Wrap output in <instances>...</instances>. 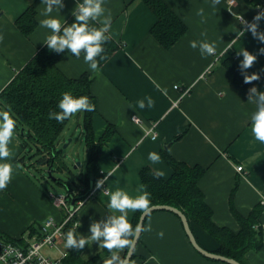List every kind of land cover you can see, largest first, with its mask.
Listing matches in <instances>:
<instances>
[{"label": "crops", "instance_id": "1", "mask_svg": "<svg viewBox=\"0 0 264 264\" xmlns=\"http://www.w3.org/2000/svg\"><path fill=\"white\" fill-rule=\"evenodd\" d=\"M185 25L186 31L170 48H164L150 33L155 22L152 12L141 0H105L104 7L112 14L108 33L121 47L92 72L87 64L70 55L63 56L57 66L70 79L87 73L92 79L90 90L97 108L92 117V131L97 141L107 126L115 131L101 147L97 169L105 176L113 168L116 172L105 182L106 189L117 187L131 196L142 191L139 172L148 168L163 180L173 173L162 157L165 151L175 161L204 170L198 186L210 208L211 220L217 227L238 232L236 216L248 218L257 213L254 227L260 226L264 242V144L255 140L251 132L250 114L255 106L233 84L222 65L229 56L240 64L238 51L243 47L253 54L264 47L250 32L236 36L240 29L238 17L251 22L264 0H221L215 9L211 0H162ZM64 7L52 16L67 21L72 16L76 0H62ZM82 2V0H81ZM36 12V29L23 35L15 25L16 19L28 8ZM41 0H0V92L45 44L49 30L40 27ZM203 8L206 22H201L197 11ZM264 31V20L260 22ZM207 39L217 43L213 56L202 58L199 50L189 42ZM237 38V39H236ZM235 40L233 48L221 54L227 43ZM264 55H258L254 66L247 71L261 72ZM179 88H174V86ZM187 91L184 96L182 92ZM153 99L154 107H138L139 100ZM177 102L176 105L174 103ZM138 117L141 123L132 121ZM155 123L157 136L152 139L146 131ZM168 148L165 149V146ZM15 152L11 163L14 172L7 188L0 191V233L9 239L29 242L48 218L63 221L64 212L54 206L50 198L39 190L26 172L15 164L20 154L19 143L13 138L9 146ZM157 152L161 161L153 164L148 155ZM119 165V167H117ZM242 166V171H236ZM92 187V186H91ZM109 198L98 191L84 201L76 217L78 234L89 235L93 221L106 219ZM135 213H129L132 223ZM152 231H142L140 241L129 264H227L207 259L197 253L186 237L180 220L167 211H155L144 222ZM162 231L163 237L157 233ZM199 245L207 251L218 247L216 240L203 228L192 226ZM102 249L97 243L85 246L82 260L97 256ZM65 241L59 237L53 246L41 249L44 256L58 259L67 253ZM123 256V253H121ZM110 256V255H109ZM109 256L99 259L98 264ZM246 264H264V243L259 250L245 255Z\"/></svg>", "mask_w": 264, "mask_h": 264}, {"label": "trees", "instance_id": "2", "mask_svg": "<svg viewBox=\"0 0 264 264\" xmlns=\"http://www.w3.org/2000/svg\"><path fill=\"white\" fill-rule=\"evenodd\" d=\"M141 1L155 17V22L150 28L152 36L164 48L172 47L185 33V25L162 0ZM74 19L72 15L66 22L71 24ZM15 25L23 35L31 34L37 27L35 9L28 7L16 19ZM120 47V44L110 38L104 45V55L107 59L100 61L99 67ZM65 55L75 57L67 52L50 51L46 45L39 49L33 58L1 90L0 112H9L16 121L15 132L20 138L21 153L15 158V163L23 164L24 157L32 161L37 155L38 158L35 159V162L41 167L49 169L52 174L54 170L61 172L65 168L62 161V150L58 149L57 146L63 140V132L71 119L58 123L54 119H49L50 111H59L58 102L64 92H70L76 97L87 96L95 105L94 111L77 114L81 118V134L84 137L89 155L87 174L76 177L72 181L73 187H70L67 193L68 202L73 205L78 199H82L89 192L91 186L102 176L97 169L98 155L101 147L110 139L115 129L108 125L103 135L95 141L92 131V117L96 112L97 101L90 90L92 79L87 73H83L75 79L67 78L57 66L59 60ZM222 65L230 74L236 88L247 97L248 89L253 85L258 90L264 91V71L260 72L261 79L259 81L253 82V84H245L239 65L233 56L226 58ZM162 157L173 170L172 175L167 180H163L148 168L139 172L142 189L150 193L152 206L168 205L179 209L186 216L191 230L192 226L196 225L206 230L216 240L218 247L211 252L232 258L240 264H246V253L250 250H259L264 243L262 242L260 226L254 227L257 213L253 212L254 214L248 218L236 216L240 225L238 232H233L225 227H217L211 220L212 212L205 203L204 195L198 186L204 170L198 166L189 167L177 162L165 151L162 152ZM70 173L72 175V172ZM54 182L59 181L55 178ZM81 185L82 188H80ZM140 215V212L134 214L133 226L137 225ZM74 222H77L76 216L64 224L62 229L64 241L65 234L73 228ZM30 234L38 235L39 229L31 227ZM11 240L16 243H23L19 239ZM84 248L82 250L68 249L61 264H98L100 258L110 255L106 249H102L97 256L84 261L80 257Z\"/></svg>", "mask_w": 264, "mask_h": 264}, {"label": "clouds", "instance_id": "3", "mask_svg": "<svg viewBox=\"0 0 264 264\" xmlns=\"http://www.w3.org/2000/svg\"><path fill=\"white\" fill-rule=\"evenodd\" d=\"M41 3L44 7L40 11V16L45 18L41 19L39 24L41 28L49 30L50 33L43 40L47 48L58 53H71L77 59L83 55L84 63L89 66L92 72H97L100 61L107 59L104 55V45L111 38L108 33L112 26V14L109 9L104 7L105 0H82V2L76 0V6L72 10L75 19L71 24L52 16L54 11L60 12L64 7L62 0H41ZM220 3L221 0H211V7L215 9ZM197 15L202 18V23L206 22L203 8L197 11ZM239 19V24L242 27L240 29L235 27L237 38L250 32L254 39L264 44V31L260 30V22L264 20V9L259 10L251 22L245 20L243 16ZM201 36L204 39L190 41V47L194 50L198 49L202 58L215 55L217 43L207 39L206 31L202 32ZM3 39V34H0V42ZM236 39L228 42L221 54L228 53L233 48ZM238 55L243 57L239 64L243 82L253 84V82L259 81L261 79L260 72L249 74L247 70L254 66L258 55H264V47L260 48L257 54H253L243 47L238 51ZM146 100L147 104L143 99L137 102L140 109H144L146 106L154 107L155 102L150 96ZM248 102L255 106V110L250 114L252 135L256 141L264 144V91L258 90L255 85L250 87ZM58 108L59 111H50L49 119L63 123L80 112L94 111L95 105L87 96L76 97L70 92H64L58 102ZM135 120L136 117L133 118V121ZM15 129L16 121L10 113L0 112V191L7 188L14 172L11 161L15 152L9 146L13 142ZM148 159L153 164H157L161 161V156L157 152H150ZM116 170L113 168L103 179L97 180L96 189H102L108 177H111ZM157 175L162 176L163 173ZM102 194L109 198L107 218L91 222L89 225L90 234L86 236L76 232V229L81 225L80 223L75 224L65 234V247L82 250L86 245L91 246L95 242L99 249H106L110 253L109 258H106L103 264H129L136 238L142 231L151 232L152 226L151 224L147 227H142L140 224L133 226L128 215L130 212L149 214L152 206L150 193L145 190L136 196H131L117 187L114 191L109 188L104 189ZM157 235L162 238L164 234L160 231ZM121 253L124 255L122 256Z\"/></svg>", "mask_w": 264, "mask_h": 264}, {"label": "built area", "instance_id": "4", "mask_svg": "<svg viewBox=\"0 0 264 264\" xmlns=\"http://www.w3.org/2000/svg\"><path fill=\"white\" fill-rule=\"evenodd\" d=\"M229 3L232 4L233 0H230ZM261 9H264V3L258 6L257 12ZM174 88L177 89L179 87L176 85ZM186 93L187 91L182 92L181 96H184ZM176 104L177 102L174 103V105ZM134 117H132V121ZM133 122L141 123V120L136 117V120ZM155 126V123L151 125L146 131V136H150L152 139L157 136ZM236 171L241 172L242 166H237ZM103 178L104 176H101L98 180ZM96 182L90 188L89 192L82 199H78L73 205L68 202L69 198L67 194L54 195L49 193L48 197L52 200L54 206L64 212L63 221L61 223H56L51 218L45 219L39 225V234L35 235L33 240L29 242L25 241L20 244L8 239L0 233V264H61L66 253H63L58 259H50L42 254L41 249L46 246H53L56 240L63 236L62 229L64 224L76 216L85 200L96 195L98 191L102 192L106 189L105 184L102 189H96ZM75 224H77V222H74V225Z\"/></svg>", "mask_w": 264, "mask_h": 264}, {"label": "rangeland", "instance_id": "5", "mask_svg": "<svg viewBox=\"0 0 264 264\" xmlns=\"http://www.w3.org/2000/svg\"><path fill=\"white\" fill-rule=\"evenodd\" d=\"M80 124V116H73L63 132V140H61L57 146L58 149L62 150V161L64 162L65 168L61 172L54 170L50 178H57L59 182L56 183L50 179L46 173L47 168L41 167L35 162V159L38 158L37 155L32 161L24 157L23 164L15 163L20 169L26 172L34 185H36L39 190H42L45 195H48L49 193L54 195H65L68 193L69 188L73 187L72 181L76 177H80L81 175L85 176L87 174L89 151L85 144L84 137L81 134L82 130ZM14 138L19 143L20 138L17 136L16 132ZM68 139H71V141L66 143ZM65 144L66 147L63 149V145ZM70 172H72V175ZM82 187L83 186L81 185L80 188Z\"/></svg>", "mask_w": 264, "mask_h": 264}, {"label": "water", "instance_id": "6", "mask_svg": "<svg viewBox=\"0 0 264 264\" xmlns=\"http://www.w3.org/2000/svg\"><path fill=\"white\" fill-rule=\"evenodd\" d=\"M70 141H71V139H68L66 141V143H69ZM65 147H66V144L63 145V149ZM167 148H168V145L165 146V149H167ZM46 173H47V176L50 178L51 177V173H50L49 169H47ZM50 179H52L53 181L55 180V178H50ZM155 211H167V212H170V213H173L174 215H176L178 217V219L180 220V222H181V225L183 227L184 233H185L186 237L188 238L191 246L193 247V249L197 253H199L203 257H205L207 259L215 260V261L224 262V263H227V264H240L239 262H237L236 260H234L232 258H227L225 256H222V255L207 251L206 249L202 248L199 245V243L197 242V240H196V238H195V236H194V234H193V232H192V230H191V228L189 226V223H188V220H187L186 216L183 214L182 211H180L179 209H177L175 207L168 206V205H153V206H151V210H150L149 214H147V215L141 214L140 215L137 224H140L143 227L146 218L151 213H153ZM141 233L136 238V241H135V244H134V250H135L136 245H137V243H138V241L140 239ZM132 255H133V253H132ZM132 255H131L130 259H129V263H130V260L132 258Z\"/></svg>", "mask_w": 264, "mask_h": 264}]
</instances>
